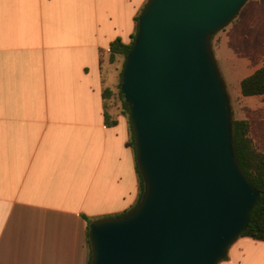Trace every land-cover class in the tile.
Wrapping results in <instances>:
<instances>
[{"label": "crops", "instance_id": "crops-1", "mask_svg": "<svg viewBox=\"0 0 264 264\" xmlns=\"http://www.w3.org/2000/svg\"><path fill=\"white\" fill-rule=\"evenodd\" d=\"M148 1L0 0V264H89L87 219L137 205L130 124L124 114L107 124L103 91L116 76L101 52L130 43ZM255 2L216 44L219 54L232 44L235 118L250 122L264 152V95L241 91L264 66V3ZM218 264H264V240L238 237Z\"/></svg>", "mask_w": 264, "mask_h": 264}, {"label": "water", "instance_id": "water-1", "mask_svg": "<svg viewBox=\"0 0 264 264\" xmlns=\"http://www.w3.org/2000/svg\"><path fill=\"white\" fill-rule=\"evenodd\" d=\"M249 0H149L122 71L144 180L130 212L93 220L90 264H218L261 193L245 174L213 37Z\"/></svg>", "mask_w": 264, "mask_h": 264}, {"label": "trees", "instance_id": "trees-1", "mask_svg": "<svg viewBox=\"0 0 264 264\" xmlns=\"http://www.w3.org/2000/svg\"><path fill=\"white\" fill-rule=\"evenodd\" d=\"M148 2L145 4L142 11L145 9ZM141 12L136 18V22H137L136 31L134 35L132 36V40L130 41V43H124L121 39L114 41L111 44L110 51L107 53V55L104 52H101V62L102 63H104L103 61H104L105 55L108 56V59L111 63L116 62L119 57L126 58L127 53L132 48L134 41L136 39V36H137L138 21H139ZM215 36L213 37V40ZM121 86H122V72H121V77H120L118 93H115L114 89L110 87H106L103 91V95L105 98V106L107 108V114H106L107 124L113 125L117 122L115 116L109 113L108 109L110 107V103H108V101L113 97H118L123 107V114L128 118L129 124H130L131 140L129 142V145L132 146L136 154V141L134 137L133 126H132L130 115H129V105L124 100ZM241 91H242V95L245 97L254 96V95H264V66L258 69L252 75L242 80ZM234 140H235V149L237 152V156L239 158L240 164L245 174L252 181L256 189L261 193L260 200L258 204L255 206L251 214L250 224L248 228L246 229V231L241 236H249L256 240H264V152L257 147L255 141L253 140L251 136L250 122L246 119L235 118L234 120ZM137 169H138V174H139V179H140V196H139V201H138L139 203L141 201V198L144 192V180L140 173L138 165H137ZM128 212H124L120 215L126 214ZM120 215H117V216H120ZM87 220L89 222V227H90V223L92 222V220L91 219H87ZM88 246L90 249V257H89V264H90L92 260V249H91V244H90V239H89V228H88Z\"/></svg>", "mask_w": 264, "mask_h": 264}, {"label": "rangeland", "instance_id": "rangeland-1", "mask_svg": "<svg viewBox=\"0 0 264 264\" xmlns=\"http://www.w3.org/2000/svg\"><path fill=\"white\" fill-rule=\"evenodd\" d=\"M255 1H260L261 3H264V0H249L247 3V6L244 5V7L241 9V11L239 12L238 14V19H242L244 17V15L246 14L247 12V9L250 5H252V3H257ZM232 24H229L228 26L225 27V29H229V27H231ZM260 28H264V24H261L259 26ZM223 31L221 32H218L216 37L214 38V40L212 41V46H213V50H214V53L216 55V58H217V61L219 63V66H220V69H221V72L227 82V85H228V90L230 92V95L232 97V105H233V110H234V117L236 116V107L238 105V100H237V96L240 92V85L239 83H237L235 81V79L233 78L234 75L232 74L233 72V68L231 67L230 63L229 62H226L224 60L225 56L231 52V48H232V44H226L224 49L225 51H220V54L218 53V50H217V37L219 35H222ZM219 34V35H218ZM247 44H256V43H253V42H250L248 41ZM124 61H125V58L123 57H119L118 60L114 63H111L108 59V56H104V65L105 67H107L108 70H111L112 73L115 74L116 76V86H114V92L115 93H118L119 91V83H120V77H121V72L123 70V65H124ZM110 76V75H109ZM112 78V76H110ZM108 103H110V107H109V112H113V116H115L116 114H123V107H122V104H121V101L119 100L118 97H113L111 98Z\"/></svg>", "mask_w": 264, "mask_h": 264}]
</instances>
